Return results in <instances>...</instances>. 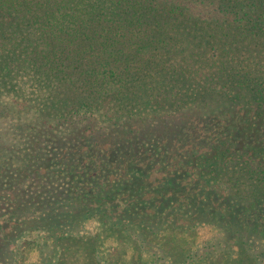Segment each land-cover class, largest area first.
Returning <instances> with one entry per match:
<instances>
[{"label":"trees","instance_id":"trees-1","mask_svg":"<svg viewBox=\"0 0 264 264\" xmlns=\"http://www.w3.org/2000/svg\"><path fill=\"white\" fill-rule=\"evenodd\" d=\"M9 94L0 264H98L91 222L140 263L206 227L186 264H264V0H0Z\"/></svg>","mask_w":264,"mask_h":264},{"label":"rangeland","instance_id":"rangeland-1","mask_svg":"<svg viewBox=\"0 0 264 264\" xmlns=\"http://www.w3.org/2000/svg\"><path fill=\"white\" fill-rule=\"evenodd\" d=\"M13 101L16 103L15 109H13V113L6 112L3 108L10 104ZM23 104L24 101L21 98H17L14 95L9 94L8 96H3V99L0 100V129L8 124L7 117L10 116H18L20 113H23ZM2 107V108H1ZM1 131V130H0ZM1 134V133H0ZM89 234L85 237L90 238L89 243L94 245V252L96 250V256L101 258L98 264H147L149 263L150 258L148 256L143 255L141 263L138 259L139 248L137 247L135 242L129 241L117 234V232H113L112 230H107L100 226H97L94 222L88 224ZM208 228L204 227L195 233L191 232H182L176 231L175 233H170L166 235V237L170 238V242L168 246L164 247V250L169 252L171 258L159 260V263L153 257L152 261L155 264H186V259L191 255V252H205L204 249V239L209 237ZM196 237V240H195ZM96 238L97 241H96ZM83 245H78L69 248V251L72 255L70 264H89V255L86 247ZM21 262L22 264H34L37 262L38 256L37 252L33 246H29L22 250L21 252ZM201 264H249L245 259H243V255L240 251L235 248L233 250V254H230V258L224 261H214L208 259L206 262Z\"/></svg>","mask_w":264,"mask_h":264}]
</instances>
